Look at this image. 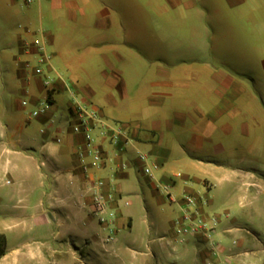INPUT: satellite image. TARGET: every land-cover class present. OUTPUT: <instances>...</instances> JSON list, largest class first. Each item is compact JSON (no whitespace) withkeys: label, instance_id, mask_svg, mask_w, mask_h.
<instances>
[{"label":"crops","instance_id":"obj_1","mask_svg":"<svg viewBox=\"0 0 264 264\" xmlns=\"http://www.w3.org/2000/svg\"><path fill=\"white\" fill-rule=\"evenodd\" d=\"M62 1L67 8L78 9L83 18L93 15L94 27L108 29L124 23L122 0H105V8L95 10L89 0H35L34 6L24 13L26 23L18 24L23 28L18 27L17 55L10 59L5 56L8 67L0 71V264H102V257L117 251L130 254L134 263L141 260L147 264L151 259L155 264H178L182 260L180 245L183 242H179L174 233L160 253L151 252L149 248L121 250L117 239L107 241L108 229L89 211L90 194L86 182L89 177H103L107 186L122 195V183L129 172L143 176L155 192L159 191L157 182L173 185L176 182L172 177L178 178L183 186L176 195L171 193L176 201H168L181 206V196L193 194L205 200L200 212L212 216L215 198L226 197L229 187L219 177L222 166L210 157L216 158L231 149L225 141L233 139L236 124H242L241 132L246 133L249 123H258L262 118L259 115L261 105L252 90L255 79L246 71L230 74L212 68L182 69L177 74L167 69L158 71L160 80H151L150 85L160 86L165 91L136 94L135 97L143 96L139 98L144 102L130 106L134 117L129 118L135 121V126L121 124L129 143L118 151L102 141L101 147L112 158L110 165L114 169L110 170V165L96 169L89 159L83 162L76 154L85 135L72 130V125L78 122L73 99L99 117L110 120L99 106L93 105L88 98L79 97L58 73L49 49L51 39L43 27L47 13L51 11L57 15ZM11 9L8 0H0V14L9 15ZM35 41H42L50 54L45 66L53 75L49 89L32 68L38 57ZM120 75L105 74L106 86L116 89L121 99L128 100L130 89ZM178 87L179 91L173 92ZM64 91L72 101H61ZM47 96L50 107L33 114ZM180 96L183 102L175 100ZM162 128L173 131L172 142L164 139ZM158 132L161 134L156 140ZM90 134L95 135V130ZM57 138L60 142H56ZM139 152L149 155L147 164L151 167V175L142 172ZM170 152L184 157L186 171L180 177H175L166 167L165 157ZM122 163L126 165L124 169L119 168ZM186 180L201 183L204 190L193 192ZM114 222L115 232L129 229L131 225L122 215H116ZM216 228L214 237L220 242L223 253L228 249L234 252L250 242L248 237L236 239L233 246L232 240L239 228L227 226L218 219ZM189 243L196 249L194 263L206 264L207 255H210L208 243L193 237L183 246Z\"/></svg>","mask_w":264,"mask_h":264},{"label":"rangeland","instance_id":"obj_2","mask_svg":"<svg viewBox=\"0 0 264 264\" xmlns=\"http://www.w3.org/2000/svg\"><path fill=\"white\" fill-rule=\"evenodd\" d=\"M34 1L26 5L24 0H8L11 12L0 14V71L8 67L5 56L10 59L17 55L18 24L26 23L24 13L34 6ZM122 1L124 23L108 29L94 27L93 15L83 18L78 9L67 8L65 1L57 15L47 13L43 27L51 39L49 49L56 70L79 97L99 106L106 118L131 127L135 121L129 118L134 117L130 106L144 102L139 98L143 96L135 97L136 94L165 91L150 85L151 80H160V70L176 74L182 69L197 68L230 74L249 72L255 79L252 90L261 105L262 118L258 123H249L246 133L241 132L242 124H236L233 139L225 141L231 149L210 158L222 166L219 177L229 187L226 197L215 198L211 214L219 222L239 228L233 246L246 237L250 242L236 246L234 252L228 249L223 253L220 242L213 237L206 264H264V0ZM104 3L105 0H89L92 10L105 8ZM105 74H119L127 81L128 100L106 86ZM177 91L179 87L173 92ZM175 100L183 102V97ZM61 101H72L68 92H62ZM62 114L66 116L63 110ZM161 133L172 142L173 131L162 128ZM161 133H156V140ZM165 158L166 167L174 174L186 171L184 157L170 152ZM172 179L176 183L170 184V191L176 195L183 185L178 178ZM186 182L195 193L204 190L201 183ZM122 186L121 198L129 203L120 204L116 215L128 218L131 225L114 233L118 247L149 248L160 253L173 238L171 221L180 214L182 205L170 203L165 194L152 190L145 178L135 173L129 172ZM192 239L188 236L181 245L175 243L182 247L178 264H195V247L191 243L183 246ZM130 257L117 251L101 259L102 264H144L141 260L134 263ZM147 264L155 263L148 259Z\"/></svg>","mask_w":264,"mask_h":264},{"label":"built area","instance_id":"obj_3","mask_svg":"<svg viewBox=\"0 0 264 264\" xmlns=\"http://www.w3.org/2000/svg\"><path fill=\"white\" fill-rule=\"evenodd\" d=\"M33 0H24L26 5H30ZM23 28L22 25H18ZM34 46L37 50V63L32 68L34 73L41 77L45 88L49 89L53 80L51 75L46 70L50 60V54L42 41H35ZM25 66L28 68L30 64L27 62ZM71 96V95H70ZM47 96L42 102L39 110L33 111V114L43 112L50 107V99ZM74 110L77 115L78 122L72 125V130L76 133L82 132L85 135V141L77 146L76 154L79 160L85 162L89 159V163L97 168H103L112 163V158L102 149V141L109 145L115 146L118 151H122L125 145L129 143L127 132L121 124L107 121L99 117L95 112L82 105L80 101L73 99ZM23 104L26 102L23 101ZM95 130V135L90 134V131ZM56 142H60L57 138ZM138 160L142 167V172L151 175V167L147 164L149 155L139 152ZM88 165V164H87ZM125 163L120 165V169L125 168ZM86 168V163L84 164ZM113 170V166H109ZM180 173H176L175 177H180ZM87 191L90 194L89 211L98 220L99 224L107 228L109 234L106 236L107 241L114 240V226L117 208L120 203L127 205V200L123 201L121 195L113 188L107 186V182L103 177H89L87 182ZM156 187L166 195L170 202L176 200L171 196L168 184L157 182ZM182 207L180 214L173 221V233L179 242L185 240L186 237H198L204 239L208 244H213V237L216 232L217 218L215 216H206L200 212V207L205 200H200L193 194H183L181 196Z\"/></svg>","mask_w":264,"mask_h":264},{"label":"trees","instance_id":"obj_4","mask_svg":"<svg viewBox=\"0 0 264 264\" xmlns=\"http://www.w3.org/2000/svg\"><path fill=\"white\" fill-rule=\"evenodd\" d=\"M2 252V247L0 246V253Z\"/></svg>","mask_w":264,"mask_h":264}]
</instances>
